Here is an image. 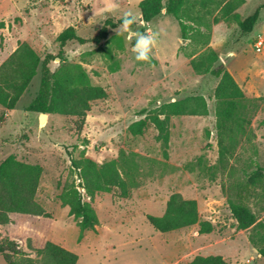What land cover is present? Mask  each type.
Segmentation results:
<instances>
[{"label":"rangeland","instance_id":"374dc122","mask_svg":"<svg viewBox=\"0 0 264 264\" xmlns=\"http://www.w3.org/2000/svg\"><path fill=\"white\" fill-rule=\"evenodd\" d=\"M141 1L0 0V67L27 45L41 61L48 54L55 57L48 65L52 73L60 75L67 68L73 74L81 68L90 84L108 95L91 103L80 129L77 118L58 114L47 115L41 126L40 114L31 109L40 91L39 66L15 108L0 106V164L13 156L41 167L35 198L49 214L48 218L11 214L10 223L0 226V240L15 242L31 258L36 255L29 244L40 249L52 242L75 253L77 264H189L196 256H220L226 264H264L257 248L264 246V179L249 183L255 172H264V50L254 49L257 38L264 41V8L253 33L241 38L238 20L232 16L215 22L221 18L220 0H211L206 8L200 6L201 0H193L191 13L202 17L196 25L203 36L199 46L209 41L206 48L196 50L180 39L177 22L164 11L160 18H171L174 26L160 27L157 20L151 26L139 22ZM263 4L264 0H245L236 13L241 20ZM127 12L136 17L130 31L155 34L150 62L136 61L132 50L136 38L123 27L109 29L98 44L69 42L62 58L56 57L58 36L67 28L89 40L107 20L123 19ZM207 48L217 55L214 66L228 71L246 98L240 111L245 120L231 142L224 140L235 148L222 161L214 99L219 80L195 74L180 60ZM188 97L202 98L208 114L172 118L167 147L157 140L149 121L142 135L129 132L132 124L146 117L137 116L140 111L147 110L150 116L163 104ZM83 158L98 165L115 161L127 184L124 197L120 188L98 193L92 200L84 196L99 221L94 232H80L59 200L65 187L77 184L70 160ZM174 194L196 201L199 222L210 223L211 233L200 234L198 224L160 233L148 223L147 216L164 214ZM239 202L257 217L247 230L238 229L229 210L230 203ZM0 264H8L4 254Z\"/></svg>","mask_w":264,"mask_h":264},{"label":"trees","instance_id":"16d2710c","mask_svg":"<svg viewBox=\"0 0 264 264\" xmlns=\"http://www.w3.org/2000/svg\"><path fill=\"white\" fill-rule=\"evenodd\" d=\"M193 0H142L139 9L145 24H152L158 20L163 11L175 20L179 26L180 39L189 41L196 50L199 47L206 48L209 41L200 40L203 37L197 27L202 17L195 16L191 12L196 4ZM211 0H201L200 6L206 8ZM245 4V0H223L218 3L221 18L215 19L218 23L232 16L238 20L239 36L249 37L259 20L260 10L264 4L250 16L239 19L236 11ZM123 19L107 20L92 39H83L75 34L73 28H67L59 36V53L56 56L62 58L67 43L75 41L80 45L92 42L100 43L108 35L109 29L122 27ZM197 25V26H196ZM135 23L130 26V30ZM208 39V37H206ZM193 72L197 75H210L219 80L215 90L214 99L218 106L215 112L217 129L220 140L219 160L232 154L235 145H227L225 139L231 142L235 135V129L239 131L241 123L245 120L240 115L242 103L246 98L231 74L223 67H215L217 55L207 48L202 53L194 52L186 56ZM55 57L48 54L43 60L27 45H21L10 58L0 67V106L6 110H13L19 99L28 88L41 68V85L39 94L31 105V109L40 115L58 114L72 116L78 120L80 129L85 121L90 105L94 101H101L108 97L104 88L90 84L87 74L81 69L70 74L67 68L60 70L56 75L49 69V63ZM208 114L205 101L200 97H188L183 100L167 103L160 106L150 116L147 110L140 111L137 116H146L129 127L133 136L143 134L149 121L157 131V140L168 146L170 136V120L181 116H206ZM71 169L76 174L77 184L65 187L59 196L63 206L69 208V215L76 221L80 232L96 231L99 225L97 215L84 196L92 200L98 193L109 192L113 188H120L123 197L127 195V184L123 181L117 169L115 161L101 165L89 159L70 160ZM42 169L38 165H27L17 161L13 156L8 157L0 164V226L10 223L11 214L27 215L48 218L44 209L36 202V193L40 183ZM264 179V172H255L249 179L251 185H256ZM82 189V190H80ZM229 210L237 223L239 230H247L255 225L257 217L243 203H230ZM148 223L160 233H169L183 228L199 225L200 234H209L213 227L208 222H199L197 203L194 200L183 199L180 195H172L166 203L165 212L161 217L147 216ZM264 241V238H262ZM252 244L256 241L250 238ZM29 249L36 255L31 258L29 254L20 249L15 242L0 240V254L6 256L8 264H77L78 256L64 247L52 242H46L40 249ZM258 252L264 258V246L257 247ZM189 264H226L220 256H196Z\"/></svg>","mask_w":264,"mask_h":264},{"label":"clouds","instance_id":"9594fccd","mask_svg":"<svg viewBox=\"0 0 264 264\" xmlns=\"http://www.w3.org/2000/svg\"><path fill=\"white\" fill-rule=\"evenodd\" d=\"M136 17L131 13L127 12L124 14L122 27L125 31H129L130 36H134L135 44L133 46V52L135 54L136 61L139 62H150L151 51L156 44L155 34L138 33L130 31V26L135 23ZM234 55V53H232ZM59 63V61H57Z\"/></svg>","mask_w":264,"mask_h":264},{"label":"crops","instance_id":"0c3cea01","mask_svg":"<svg viewBox=\"0 0 264 264\" xmlns=\"http://www.w3.org/2000/svg\"><path fill=\"white\" fill-rule=\"evenodd\" d=\"M157 23H158V25H160V27H163V28L164 27L166 28V27H170V26H174L175 25L174 22H173V20L171 18H169V17H166V18H163V19L159 18L157 20ZM148 25L151 26V24H148ZM183 42H187V41H183ZM180 60L181 61H184L186 63H189V59L186 56H184V57L180 56Z\"/></svg>","mask_w":264,"mask_h":264},{"label":"built area","instance_id":"2783aa9c","mask_svg":"<svg viewBox=\"0 0 264 264\" xmlns=\"http://www.w3.org/2000/svg\"><path fill=\"white\" fill-rule=\"evenodd\" d=\"M254 49L257 53H261L264 50V41L260 38H257L254 43Z\"/></svg>","mask_w":264,"mask_h":264},{"label":"water","instance_id":"95a60500","mask_svg":"<svg viewBox=\"0 0 264 264\" xmlns=\"http://www.w3.org/2000/svg\"><path fill=\"white\" fill-rule=\"evenodd\" d=\"M138 21L143 22L142 16L139 17ZM46 120H47V115H45V114L40 115V125L41 126H43L46 123ZM80 190H82V189H80Z\"/></svg>","mask_w":264,"mask_h":264}]
</instances>
